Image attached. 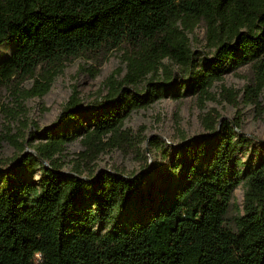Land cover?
Wrapping results in <instances>:
<instances>
[{
	"label": "trees",
	"instance_id": "16d2710c",
	"mask_svg": "<svg viewBox=\"0 0 264 264\" xmlns=\"http://www.w3.org/2000/svg\"><path fill=\"white\" fill-rule=\"evenodd\" d=\"M202 21L212 49L205 56L189 37ZM6 42L13 49L0 61V121L3 93L19 107L42 97L74 58L101 65L119 48L125 71L87 105L72 95L60 125L39 129L31 151L0 127V145L23 151L0 160V264H264V159L247 168L242 213L227 221L243 180L240 119L207 112L205 132L182 137L169 165L153 171L140 145L153 137L124 127L132 112L171 93L216 100L214 83L243 64L253 71L244 100L264 112V0H0V46ZM218 95L237 105L238 90ZM77 139L82 150L66 171L62 154ZM130 143L147 172L95 168L101 154ZM38 166L39 180L30 179ZM141 189L156 202L128 218Z\"/></svg>",
	"mask_w": 264,
	"mask_h": 264
},
{
	"label": "rangeland",
	"instance_id": "374dc122",
	"mask_svg": "<svg viewBox=\"0 0 264 264\" xmlns=\"http://www.w3.org/2000/svg\"><path fill=\"white\" fill-rule=\"evenodd\" d=\"M191 47L198 55H210L211 47L208 45L207 28L204 21L200 22L193 32L189 33ZM13 44L6 42L0 46V61L8 56ZM171 69L178 70L175 64L165 61ZM119 69L121 71L119 72ZM125 71L122 61V51L113 50L109 57L101 64L82 57L74 58L66 63L61 74L56 76L51 89L42 97H31L23 101L22 106L17 105L16 96L11 91L3 93L2 103L6 106L0 121V127L11 132L19 141L28 140L25 151H31V146L39 142V129L50 127L56 129L60 125L58 120L64 106L75 95L82 105L104 96L107 93L106 81L111 75L120 78ZM253 71L250 64H243L230 68L224 77L215 82L212 90L217 93L216 100H207L200 104L198 98L191 94H184L179 98L167 95L158 99L147 108L138 109L125 120L124 127L133 133L153 137L150 143L148 138L141 143V150L147 154L149 169L164 170L170 162L173 146L182 137L199 136L205 132L202 117L207 112L217 111L218 114L241 120L240 133L242 141L238 145L236 157L241 162L243 180L234 189L233 199L228 211L227 221L233 224L235 218L242 213L244 194L246 190L245 172L248 167H255L264 159V112H259L255 104L244 100V88L252 82ZM29 81L26 86H29ZM222 87L233 88L239 91L237 105L234 106L218 95ZM73 129V124L69 125ZM130 143L126 148H115L104 152L95 161L97 170L106 168L130 175L134 172L144 171L142 162L134 156L137 147ZM159 144L161 149L156 146ZM169 150L164 157L162 151ZM82 150L80 140L71 141L63 152L64 170H69L75 162L77 153ZM23 151L16 149L8 142L0 145V160H11ZM26 175L32 180H39L40 167L27 171ZM159 184V182H157ZM154 193L150 196L142 189L130 199L125 216L133 218L141 212H146L155 204Z\"/></svg>",
	"mask_w": 264,
	"mask_h": 264
}]
</instances>
